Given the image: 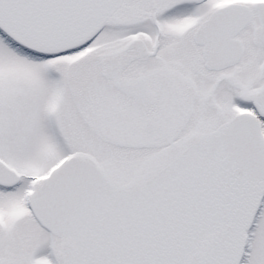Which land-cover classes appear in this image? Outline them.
<instances>
[{
	"label": "snow or ice",
	"instance_id": "1",
	"mask_svg": "<svg viewBox=\"0 0 264 264\" xmlns=\"http://www.w3.org/2000/svg\"><path fill=\"white\" fill-rule=\"evenodd\" d=\"M0 264H264V0H0Z\"/></svg>",
	"mask_w": 264,
	"mask_h": 264
}]
</instances>
